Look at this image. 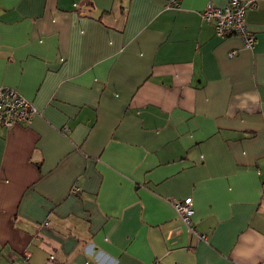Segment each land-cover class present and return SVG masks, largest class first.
Instances as JSON below:
<instances>
[{
    "label": "crops",
    "instance_id": "0c3cea01",
    "mask_svg": "<svg viewBox=\"0 0 264 264\" xmlns=\"http://www.w3.org/2000/svg\"><path fill=\"white\" fill-rule=\"evenodd\" d=\"M228 1L0 0L38 111L0 124V264H264V0L252 47L202 19Z\"/></svg>",
    "mask_w": 264,
    "mask_h": 264
},
{
    "label": "built area",
    "instance_id": "2783aa9c",
    "mask_svg": "<svg viewBox=\"0 0 264 264\" xmlns=\"http://www.w3.org/2000/svg\"><path fill=\"white\" fill-rule=\"evenodd\" d=\"M255 0H229L224 6H215L208 2L201 10V17L204 21L214 25L215 32L218 36H224L227 33L239 35L247 47H252L255 42L254 35L249 31L245 11L252 6ZM179 0H167V6H175ZM230 55L234 51H230ZM37 108L30 100L24 97L19 91L11 87H0V124L4 127L25 122L29 124L33 116L37 113ZM172 205L176 214L180 217L186 227L187 232L202 241L206 239V234L198 232L192 223V197L188 196L180 200H172ZM53 258L51 254L49 256ZM153 264H161L155 260ZM169 264H182L172 262Z\"/></svg>",
    "mask_w": 264,
    "mask_h": 264
}]
</instances>
